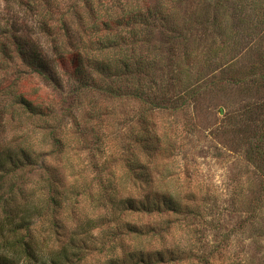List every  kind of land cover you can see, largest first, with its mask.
Returning a JSON list of instances; mask_svg holds the SVG:
<instances>
[{
	"label": "rangeland",
	"instance_id": "rangeland-1",
	"mask_svg": "<svg viewBox=\"0 0 264 264\" xmlns=\"http://www.w3.org/2000/svg\"><path fill=\"white\" fill-rule=\"evenodd\" d=\"M112 38L133 70L149 69L146 80L115 74L122 53L108 68ZM76 53L80 78L63 70L62 58ZM146 81L188 92L183 110L155 111L105 90ZM22 97L44 114H29ZM143 107L158 128L153 163H169L197 216L112 214L130 193L126 162L141 153ZM0 163L23 165L5 184L24 178L39 210L48 182L61 179L56 224L49 214L35 227L44 252L72 238L88 251L82 264L143 248L173 256L166 264H264V0H0Z\"/></svg>",
	"mask_w": 264,
	"mask_h": 264
},
{
	"label": "trees",
	"instance_id": "trees-1",
	"mask_svg": "<svg viewBox=\"0 0 264 264\" xmlns=\"http://www.w3.org/2000/svg\"><path fill=\"white\" fill-rule=\"evenodd\" d=\"M159 10H162V8ZM151 24L152 21H145L144 23L146 27H149ZM109 44L111 48L109 51L111 53H107V59L110 61L108 63L109 69L110 64L114 63V60L117 61V57H114V59L112 57L122 53L123 57L121 60L125 67L121 70L117 69L115 74H120L125 70V74L128 73L132 78L135 76L139 79L144 78L145 80L148 78L150 75V72H148L149 69L142 66L139 71L133 70L131 66V63H133L132 58L125 52H120L121 47H119V43H117L115 39H110ZM113 49L116 50L115 53L112 52ZM83 61V57L79 53L64 57L62 58L64 64L63 70H66L69 74L77 75L80 78L84 72ZM104 64H106L105 60ZM37 68L48 80L53 82L56 86L59 85V80L54 77L51 71H47L42 65ZM77 88L82 90L84 88L97 87L91 83H80ZM119 88L124 91L125 89L127 90L125 93L122 90L119 91L115 89V87L105 90L107 94L110 96L113 95L114 97L125 94L129 97L139 98L155 111L169 110L171 112H177L183 110L186 105V99L184 98L188 95V92L178 95L172 88L164 86V83H162V86L157 87L156 84L149 85L147 81L144 82V84L133 83L124 88L122 85H119ZM180 99H184L183 102L179 103ZM19 102L29 114H44V112L37 108L31 101L23 97ZM145 109L146 108L143 107L139 116V121L143 124L142 134L140 133L137 139H135L141 153L134 159L126 162V175L130 176V178L135 177V182H128L130 178L126 180L125 177L127 186L130 184V193L112 203V214H115L118 209H121L125 213H150L158 215H162L163 213H174L183 216H197L198 211L189 204L191 198L182 195L185 183L180 180L179 177L178 182H174L175 177H173V175L175 173L171 171L172 169H170L169 163H165L166 165H164V163H153V160L156 159L154 155L156 151L160 149L157 143L159 138L156 134L158 128L155 127L154 124V127H151V122L153 120L151 118L149 119L147 113H144ZM229 120H231V118L226 119L227 122H229ZM255 146L256 148L259 147L258 145ZM161 164L166 167L162 169ZM40 167L46 171L50 169L46 164H42ZM21 169H23L21 163H10L9 165L0 163V264H82L87 260L86 252L88 251L86 247H83V245L78 243L75 239L71 238L68 243L58 247L61 248L60 250L55 249L54 251L44 252V243L39 240L35 232V227L39 223L45 222L44 220L49 214L52 216L50 218V223L53 226L56 224V215L58 207L61 205V199L56 196L55 193L53 194V192L55 186H57L56 182L61 180L60 177L57 179H55V177L52 182H48L49 195L46 197L45 204L39 210L33 203L34 201L31 199L30 194L25 192L26 181L24 178H19L9 183V185L5 184L10 174L16 173ZM133 186H135L137 192L143 191L145 193L143 201L138 202L134 199L131 194ZM85 191L86 190H84V192ZM106 199L108 202H111L110 198ZM146 200L149 203H146ZM170 224L171 222H168V226ZM134 228L135 227H131L128 231L137 236H147L148 232H144L139 228ZM152 232L154 235L164 240L165 234L162 235V231ZM164 252L165 251H160L159 249L151 250L147 248L146 250L143 248L142 251L137 253L129 250L123 252L120 261H115L113 259L111 264H166L168 261H172L173 256L168 260ZM169 254L171 255L174 253L169 251Z\"/></svg>",
	"mask_w": 264,
	"mask_h": 264
}]
</instances>
